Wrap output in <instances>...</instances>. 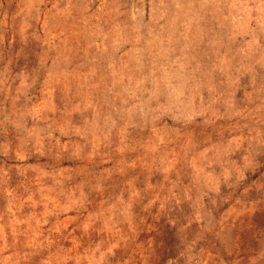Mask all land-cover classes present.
<instances>
[{
    "label": "rangeland",
    "instance_id": "374dc122",
    "mask_svg": "<svg viewBox=\"0 0 264 264\" xmlns=\"http://www.w3.org/2000/svg\"><path fill=\"white\" fill-rule=\"evenodd\" d=\"M0 264H264V0H0Z\"/></svg>",
    "mask_w": 264,
    "mask_h": 264
}]
</instances>
